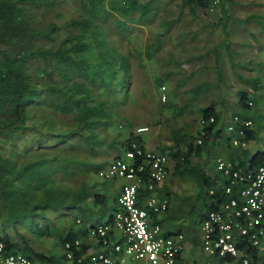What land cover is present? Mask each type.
Masks as SVG:
<instances>
[{
  "label": "trees",
  "instance_id": "obj_1",
  "mask_svg": "<svg viewBox=\"0 0 264 264\" xmlns=\"http://www.w3.org/2000/svg\"><path fill=\"white\" fill-rule=\"evenodd\" d=\"M46 1L0 0V140L14 141L26 134L34 140V144L22 150L19 143L22 140L13 142L10 157L0 155L3 196L7 197L10 220L24 244L16 241L7 230L4 235L0 231V240L7 250L37 255V260L44 264H66L64 253H44L31 245V241L42 243L41 239L56 235L55 243L62 249L67 243L71 244L75 257L72 264H88L87 259L82 263L77 260L89 248L84 241L76 245V241L82 239L79 231L88 233V226L95 227L106 214L104 211L108 204L104 195L95 194L91 206L84 209L90 197L88 177L102 168V163L96 160L106 159L109 155L107 149L124 147L134 139L140 142L135 129H130L123 141L117 140V136H121L118 125L123 117L122 104L131 99L125 96L124 90L129 82L130 63L126 55L110 44L104 30L115 24L119 31L126 33L131 30V23L154 17L156 9L152 0H125V4L120 3L122 6L119 7L112 4V10L116 8L120 14L115 21V10L107 6L108 2L111 5L110 0H84L78 18H71L63 25L52 22L43 29L40 24L43 11L54 6V2L49 5ZM209 2L181 0L192 14H196L199 8H207ZM41 7L42 16H35L34 11ZM135 13L138 15L133 17ZM236 21L245 23L244 20ZM259 21L264 32V19ZM221 24L226 26L225 20L220 19L216 25ZM63 29L68 35L56 48L37 45L41 39L54 41L53 34ZM162 39V34L158 33L156 42L150 46L154 49L162 46ZM223 43L229 48L228 37L220 44ZM220 44L216 46V55L223 54ZM258 49L262 53L259 67L243 64L258 74L240 75L251 90L240 89L241 112L238 115L243 119L259 117L262 121L264 114L253 113L249 104L250 101L264 103V41L258 44ZM153 52L149 49L147 55ZM232 53L238 55L239 52L233 50ZM37 58L44 61V67L33 68V60ZM216 61L220 63V57ZM163 83L159 82L160 85ZM102 91L119 100L113 103L118 108L112 110L108 100L99 98L97 94H102ZM201 114L205 122L196 140L194 137L183 139L187 144L186 151L170 146L169 151L163 147L161 152H168L172 159H176V171L194 175L209 188L216 182L209 181L203 169L189 167L191 156L203 154L218 138H224L231 149L238 148L231 145L230 136L223 135L226 125L215 101L203 107ZM212 117L215 122L210 123ZM61 126L65 128L57 130ZM201 131L204 132L203 141L197 144ZM246 132L248 140L256 139L254 128ZM175 136L179 142L177 130ZM231 149L228 159L238 161L243 170L264 165V150L251 153L248 149H238L240 153ZM113 205L108 221H112L119 207L115 201ZM88 219V223L85 222ZM80 222L83 228L77 231Z\"/></svg>",
  "mask_w": 264,
  "mask_h": 264
},
{
  "label": "rangeland",
  "instance_id": "obj_2",
  "mask_svg": "<svg viewBox=\"0 0 264 264\" xmlns=\"http://www.w3.org/2000/svg\"><path fill=\"white\" fill-rule=\"evenodd\" d=\"M83 1L47 0L46 2L49 5L54 2V6H48V11H43L42 7L41 9L37 8L34 11L35 16L41 17V10L43 11L44 16L40 23L43 29L52 22L63 25L69 19L80 16V7ZM110 1L111 5L109 2L107 5L110 10H112V4L115 7L125 4V0ZM152 1L156 9L154 17L146 21L131 23V30L126 33L119 31L115 24L104 30L105 37L110 41V44L120 53L126 55L130 63L129 82L124 90H126L125 96L131 97V99L122 104L123 117L120 120L121 124L118 125L121 136H117V134L116 136L117 140L121 142L128 136L130 129L136 130L138 127L148 126V132L140 133L144 141H155L166 147V151L170 150L168 149L170 146L175 149L179 147L182 151H186L187 144L183 139L187 137L188 140V138L194 137V140H196L195 137L202 129L201 109L203 107L215 101L225 125L230 120L231 115L241 112L239 91L243 87L247 90H251V88L240 75L258 74L249 68L243 67V64L251 63L253 68H258V62L262 59L258 44L260 45L264 41V32H262V26L258 23V20L261 22L264 19V0H210L209 6L204 10L199 8L196 14L189 12L188 8L181 3V0ZM114 10L115 17L113 18L116 21L120 14L116 8L112 11ZM137 15L138 13H135L133 17ZM122 19H124L123 16ZM220 19L221 21L225 20L226 26L224 24H221V26L216 25ZM236 20H244L245 23L242 24ZM158 33L163 36L162 46L154 49L150 45L156 42ZM53 35L54 41L47 42L41 39L37 45L56 48L59 42L68 35V32L63 29L56 31ZM227 37L229 48L224 43L220 44ZM218 44H220L223 54L216 55L215 51ZM149 49L154 52L147 55ZM233 50L238 51V55H234ZM219 57L220 63L216 61ZM252 59H254L255 65ZM33 61V68L37 66L38 68L44 67V61L41 58ZM219 65H221V68H219ZM160 81L164 83L160 85ZM162 86L167 87L168 103L161 101L160 91ZM101 93L96 94L99 95V98L102 97L108 100L112 110L118 108L113 103L115 101L119 102V100L113 94L103 91ZM249 104L253 113L264 114V103L255 104L250 101ZM254 120L256 122H254L253 128L257 136L256 139L250 142L251 145L248 150L251 153L264 150V119L260 121L259 117H255ZM66 122L68 124V121ZM62 128L65 127L61 126L57 130ZM41 129L44 130L45 128L41 127ZM176 130L180 138L179 142H176ZM34 132L30 133L34 134ZM223 135L225 136V132ZM13 140L9 139L7 142L0 140L1 156L10 157L13 151L10 145L13 142L22 140V142H19L22 145L21 150L23 147L34 144L30 134ZM225 149L229 150L231 148L225 146ZM114 150L116 149H107L108 156L114 155ZM231 150L240 152L234 148ZM218 154L226 156L214 145L210 147L207 152V155L210 156H206L209 163L215 160L216 164ZM204 155L206 154L192 155L190 163L195 164L194 167L199 170L204 169L203 171H205L208 164L203 165L204 158H206ZM173 160L175 162V159ZM208 169L211 179L221 177V173L215 167L209 166ZM192 176L179 177L178 182L171 185L172 191L169 193L170 209L161 217L165 226L172 224L175 229H182L189 236L196 238L197 242L195 244L190 243V241L189 243L193 245L198 257L204 263L208 256L202 251L201 214L207 210L206 203L209 197L205 194L203 186L198 185L195 176ZM117 182L122 183L124 181L118 179ZM108 183L112 182L108 181ZM188 184L190 187L184 188ZM3 194V186L0 184L1 235H4L5 230H7L14 236L16 241L23 245V240L10 220L7 197L5 198ZM106 208V214L101 219L103 221L109 218L114 205L109 202ZM27 236L30 237V235ZM55 236L41 239L43 244L38 240L29 241H31V245L36 251L44 253L52 251L62 254L63 249L55 243L57 237ZM31 255L38 263L44 264L39 259L37 260V255ZM138 263L140 261L135 262L131 257H127L124 264Z\"/></svg>",
  "mask_w": 264,
  "mask_h": 264
},
{
  "label": "built area",
  "instance_id": "obj_3",
  "mask_svg": "<svg viewBox=\"0 0 264 264\" xmlns=\"http://www.w3.org/2000/svg\"><path fill=\"white\" fill-rule=\"evenodd\" d=\"M160 92L161 101L167 102V87L162 86ZM201 122L203 127V118ZM213 122L214 117L210 119ZM253 126L252 119L235 114L224 132L230 135L233 147L246 149L249 146L246 131ZM148 131V126H141L135 133ZM201 132L197 144L203 141ZM170 165L168 152L149 149L134 139L125 146L124 157L113 159L107 169L101 170L102 177L127 182L122 186L112 221L103 222L91 231L106 250L90 256L89 264H123L125 256L145 264H183L180 257L185 235H163L161 223H153V216H162L170 209V198L164 190ZM216 167L226 178V184L221 202L211 191V202H219V207L208 210L201 220L206 264H264V165L243 170L219 156ZM114 230L121 233L122 239L116 241ZM65 253L71 264L75 257L70 243ZM84 259L77 260L82 263ZM0 264L39 263L26 253L7 250L0 240Z\"/></svg>",
  "mask_w": 264,
  "mask_h": 264
},
{
  "label": "crops",
  "instance_id": "obj_4",
  "mask_svg": "<svg viewBox=\"0 0 264 264\" xmlns=\"http://www.w3.org/2000/svg\"><path fill=\"white\" fill-rule=\"evenodd\" d=\"M233 115H235V114H233ZM233 115L230 116V120L226 122V125L229 124V122L231 121ZM247 119H251V118H247ZM135 135L136 136L139 135L138 138H140V142L143 143L147 148L152 149V150H155V151H159V152H161V151L164 150L163 149L164 146H162L161 144L156 143L155 141H153V142H146V141H144L141 138L140 133L139 134H136L135 133ZM229 136L230 135L226 134V137H229ZM250 142L251 141L249 140V146H248V148L251 145ZM226 143L227 142L224 140V138L223 139L222 138H218V139L214 140V142L211 144L210 147H212L214 145L215 148L217 147V149L221 150L222 153H225L226 154L225 158L228 159V153H229L228 151L229 150L228 149H225V146L228 147L229 143H227V144ZM235 148H237V147H235ZM248 148H246V149H248ZM238 149H243V148L238 147ZM124 150H125V146L124 147H121V148L118 146V148H116V150H114V153H115L114 155L107 156L106 159L105 158H103V159L102 158H98L97 159V162L98 163H102V168L98 169L97 173H92V177H88V183H89V188H90L89 189L90 190V197L86 201V206H85L84 209H87L88 207L91 206L90 205V202L93 199V197L95 196V194L104 195L106 197L108 203L111 202L112 205H113V201H115V204L118 203V198L117 197H119L120 192H121V189H122V186L127 182V180L121 179L124 182H122V183L119 182L118 183L117 182L118 179H108V178L102 177L100 175V172H101V170L107 169L108 165L110 164V162L113 159L120 158V157H124ZM209 150H210V148L207 149L206 151H204L203 154H206V155H204L205 157L206 156H208V157L210 156V155H207V152ZM193 155H195V154H193ZM218 156L224 157L222 154H218L217 157ZM173 159L171 157V165H170V169H169L170 173H169V176H168V178H167V180L165 182V185H164V190L167 192L169 198H170L169 193L172 191L171 185H173L175 182H178V178L179 177H184V175H187V174H184V173H181V172L175 170V165H176L177 161L175 159V162H174ZM214 161L212 160L209 163L208 158L206 157V158H204L203 165H207L208 164V166L205 168V171L204 172L207 174L206 176H208V177H206V178L209 179V181L216 182V185L215 186L206 188L201 183V181H199L198 178L194 177L195 180H197L198 185L203 186V189L205 190V194L209 197V200L206 203L207 210L201 214V218H203V216L207 214V211L208 210H210L212 208H218L219 207V205H218L219 202H217L218 204L211 202V198H212L211 191H213L215 193V197L220 202H221V200L224 197V195H223V189H224V185L226 184V178L222 175L221 172H220L221 173V177H219V179L216 178V177L214 179H211V177H209L211 175L209 174L208 167L211 166L212 168L215 167L217 169L216 164H215ZM234 163H236L238 165V161H236ZM188 165H189V167H192L195 164L190 163ZM217 171H218V169H217ZM76 180H78V178ZM108 181H110L112 183H108ZM188 187H190L189 184L186 187H184V188H188ZM147 194H149V192H147L146 194H144L142 196V199L146 198L147 197ZM170 204H171V200H170ZM208 205L210 206V209L208 208ZM106 210H107V208L104 211L105 213H106ZM108 219L107 220H104V221L103 220H100L98 223L95 224L96 225L95 227H97L98 225H100L103 222H107ZM88 221H89V219L87 221L85 220V222H87V223H88ZM157 221L160 222L161 225H162L163 235H171V234H174V233H183L185 235L184 250H183V253H182L181 257H180L181 262L183 264H206V260L203 263L202 260H200V257H198V253L194 250L193 245H190L191 242L194 243V244L197 242V240H196V238L194 236H189L182 229H175L172 224H168V226H165L164 223L162 222V217L161 216H158V217H154L153 216V223H157ZM81 225H82V222H80V224H78V227L76 228L77 231H79V229H82L83 228V227H81ZM95 227H93V225L92 226H88V228H89L88 229V233L87 232L84 233V231H82V230L79 231V234H81V237H82V239H79V242L83 243V241H84L86 243V245H88L89 248H87V250L84 253L82 252L81 256L78 259H80L81 257H83V258H85V259L88 260V264H89V257L90 256L95 255L97 253L105 252V250H106V248L104 246H101L99 244L98 239L95 238L94 236H92L91 231ZM113 233H116L115 238H118V239H116V241L117 240H120V238L122 239V235H121L120 232L114 230ZM189 241H190V243H189ZM66 243H67V241H66ZM65 249H66V247H65ZM65 249L63 248V253L66 256ZM80 249H81V247H80ZM202 251H203V239H202ZM17 252L24 253L23 251H17ZM203 253H204V251H203ZM30 256H32V255H30ZM32 257H34V256H32ZM125 257L127 259V256H125ZM65 262H66V264H69V261H68L67 258H66ZM135 262H138V261H135ZM138 264H145V263L143 261H140V263H138Z\"/></svg>",
  "mask_w": 264,
  "mask_h": 264
}]
</instances>
